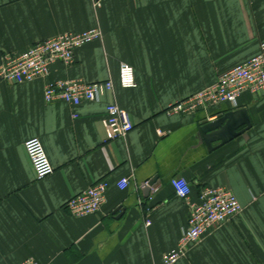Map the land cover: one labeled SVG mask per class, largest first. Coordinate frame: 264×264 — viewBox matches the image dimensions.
Here are the masks:
<instances>
[{
  "label": "crops",
  "instance_id": "0c3cea01",
  "mask_svg": "<svg viewBox=\"0 0 264 264\" xmlns=\"http://www.w3.org/2000/svg\"><path fill=\"white\" fill-rule=\"evenodd\" d=\"M91 28L103 38L77 49L72 65L55 63L31 82L0 80V264H164L188 226L178 176L195 199L207 185L231 189L243 210L176 264H264V96L174 109L261 51L264 0H0V64L7 53ZM122 63L134 67L133 88L120 85ZM57 79L114 88L76 106L47 102L45 87ZM110 103L134 122L126 138H107ZM238 108L252 127L210 150L200 128ZM30 137L41 138L55 168L42 180L24 146ZM101 180L109 183L102 209L71 214L67 201Z\"/></svg>",
  "mask_w": 264,
  "mask_h": 264
},
{
  "label": "built area",
  "instance_id": "2783aa9c",
  "mask_svg": "<svg viewBox=\"0 0 264 264\" xmlns=\"http://www.w3.org/2000/svg\"><path fill=\"white\" fill-rule=\"evenodd\" d=\"M97 1L95 5H98ZM103 38L100 28H91L79 33L66 32L39 41L20 54L7 53L0 64V80L11 84L31 82L49 75L52 65L62 63L70 66L75 62L77 49ZM120 85L133 88L137 85L134 67L127 63L120 66ZM112 80L87 82L80 79H57L45 87V100H62L72 105L83 101H97L102 94L112 91ZM248 92L256 97L264 96V42L261 51L245 62L222 73L216 83L174 105L184 113L208 110L223 103L237 105L239 97ZM107 114L102 119L109 140L126 138L134 129V122L127 110L116 103L107 105ZM24 146L29 155L38 180L54 173L55 168L40 137H30ZM147 184V182L145 183ZM179 197L189 209L188 226L177 246L164 255V264H176L187 251L199 243L207 233L229 221L242 210L237 195L227 187L204 186L197 199L192 195L190 182L182 176L172 179ZM129 178H123L118 186L125 189ZM109 183L105 180L89 186L66 203L74 216H85L99 212L107 201ZM151 221L147 220V225ZM19 264H40L35 258H28Z\"/></svg>",
  "mask_w": 264,
  "mask_h": 264
},
{
  "label": "water",
  "instance_id": "95a60500",
  "mask_svg": "<svg viewBox=\"0 0 264 264\" xmlns=\"http://www.w3.org/2000/svg\"><path fill=\"white\" fill-rule=\"evenodd\" d=\"M252 127L246 108H238L225 112L214 121H207L199 131V138L211 150L215 142L226 144ZM151 185V183H150ZM150 186L147 187L149 192Z\"/></svg>",
  "mask_w": 264,
  "mask_h": 264
}]
</instances>
